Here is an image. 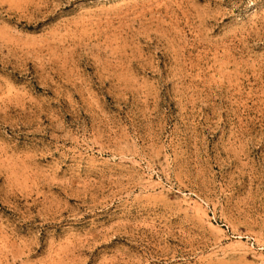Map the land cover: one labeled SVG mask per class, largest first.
<instances>
[{
  "label": "rangeland",
  "instance_id": "rangeland-1",
  "mask_svg": "<svg viewBox=\"0 0 264 264\" xmlns=\"http://www.w3.org/2000/svg\"><path fill=\"white\" fill-rule=\"evenodd\" d=\"M0 264H264V0H0Z\"/></svg>",
  "mask_w": 264,
  "mask_h": 264
}]
</instances>
